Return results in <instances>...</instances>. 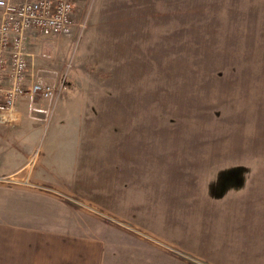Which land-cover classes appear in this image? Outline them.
I'll return each instance as SVG.
<instances>
[{
	"label": "rangeland",
	"instance_id": "rangeland-1",
	"mask_svg": "<svg viewBox=\"0 0 264 264\" xmlns=\"http://www.w3.org/2000/svg\"><path fill=\"white\" fill-rule=\"evenodd\" d=\"M142 1L146 9L138 18L143 25L136 24L141 73L88 74L91 84L122 81L117 96L125 101L121 115L127 116L128 128L110 131L109 148L134 144L140 149L144 185L132 192L147 197V202L151 157L157 165V184L178 177L174 180L184 188L188 185L190 201L184 205L189 208L190 240L183 252L190 264H262L264 0ZM118 2L75 0L77 26H71L70 33L30 32L29 60L37 74L60 87L66 70L81 66L89 47L113 29V23L102 24L97 38L98 22L112 18L117 23ZM73 96L82 98L85 93L75 90ZM36 98L53 97L27 95L20 100L32 103ZM68 120L59 125L61 130L80 128ZM168 160L180 171L168 174ZM28 180L32 182L23 173L0 178V225L68 224L80 232L86 230L82 226L100 220L150 226L141 207H134L130 217H120L123 202L119 210H111L86 199V187L74 186L71 193L68 187L32 185ZM41 193L51 196L44 199L46 210L41 209ZM122 194L109 193L117 199ZM208 203L214 204L215 217L206 215ZM199 237L208 245H198Z\"/></svg>",
	"mask_w": 264,
	"mask_h": 264
},
{
	"label": "crops",
	"instance_id": "crops-1",
	"mask_svg": "<svg viewBox=\"0 0 264 264\" xmlns=\"http://www.w3.org/2000/svg\"><path fill=\"white\" fill-rule=\"evenodd\" d=\"M145 6L142 0H119L116 5L117 23L112 18L98 22L97 38L101 37L102 24L113 23V29L89 47L81 66L66 70L61 90L55 97L46 101L36 98L32 103L30 99L17 101L18 121L14 124L0 122V177L23 173L31 178L32 182L28 181L32 185L68 187L71 193L75 191L74 186L86 187V199L106 205L111 210H119L123 202L121 211L124 215L120 211V217H130L134 207H141L142 216H149L150 226L148 229L143 227L142 221L135 226L126 222L118 226L100 220L82 226L86 230L80 232L67 228L68 224L55 227L41 225V228L1 224L0 264L191 263L183 252L188 249L190 240L189 208L186 210L184 205L190 201L188 185L184 188L174 180L178 177L157 184V165L151 157L149 201L142 194L132 192L134 187L144 185L140 176V149L134 144L130 148H113L112 145L109 148L110 131L128 128L124 123L127 116L121 115L125 101L117 96L122 81L118 78L91 84L88 75L141 73L142 52L136 24L143 25L138 16L146 9ZM72 26H77L74 16ZM31 69L37 74L32 64ZM83 75L88 76V81L83 80ZM105 88H112V92H104ZM75 90L85 93V97L74 98ZM65 119L79 123L80 128L61 130L59 125ZM50 121L52 126L48 128ZM169 161L164 165L168 174L174 175L180 170L173 168ZM120 191H123V198H111L109 195ZM131 194L133 196H129ZM261 195L264 213V184ZM46 197L51 196L41 193L43 210H46ZM212 204L206 205L210 207L206 211L208 217L216 216L215 210H211L214 209ZM216 206L220 205L215 203ZM76 219L79 221V215ZM75 225L80 226L78 223ZM146 230L150 233L147 234ZM199 238L198 245H208L206 238Z\"/></svg>",
	"mask_w": 264,
	"mask_h": 264
},
{
	"label": "built area",
	"instance_id": "built-area-1",
	"mask_svg": "<svg viewBox=\"0 0 264 264\" xmlns=\"http://www.w3.org/2000/svg\"><path fill=\"white\" fill-rule=\"evenodd\" d=\"M75 0H0V122L18 121L17 101L55 96L60 87L36 75L29 64L30 32L68 34ZM1 179H5L4 177Z\"/></svg>",
	"mask_w": 264,
	"mask_h": 264
}]
</instances>
